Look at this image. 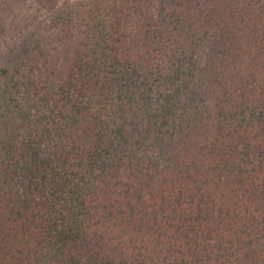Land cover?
Returning <instances> with one entry per match:
<instances>
[{
    "label": "trees",
    "instance_id": "trees-1",
    "mask_svg": "<svg viewBox=\"0 0 264 264\" xmlns=\"http://www.w3.org/2000/svg\"><path fill=\"white\" fill-rule=\"evenodd\" d=\"M0 264H264V0H0Z\"/></svg>",
    "mask_w": 264,
    "mask_h": 264
}]
</instances>
